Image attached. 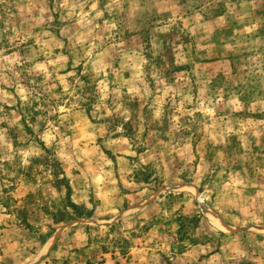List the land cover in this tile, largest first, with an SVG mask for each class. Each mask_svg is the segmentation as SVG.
<instances>
[{
    "label": "rangeland",
    "instance_id": "obj_1",
    "mask_svg": "<svg viewBox=\"0 0 264 264\" xmlns=\"http://www.w3.org/2000/svg\"><path fill=\"white\" fill-rule=\"evenodd\" d=\"M0 264H264V0H0Z\"/></svg>",
    "mask_w": 264,
    "mask_h": 264
},
{
    "label": "trees",
    "instance_id": "obj_2",
    "mask_svg": "<svg viewBox=\"0 0 264 264\" xmlns=\"http://www.w3.org/2000/svg\"><path fill=\"white\" fill-rule=\"evenodd\" d=\"M66 189H67V196H68V199H69V203H70L71 208L73 210H78L77 205H75L74 203H72V201H70V198H71V187L69 186L68 183H66Z\"/></svg>",
    "mask_w": 264,
    "mask_h": 264
}]
</instances>
